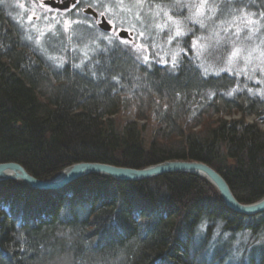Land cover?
<instances>
[{
    "label": "trees",
    "instance_id": "16d2710c",
    "mask_svg": "<svg viewBox=\"0 0 264 264\" xmlns=\"http://www.w3.org/2000/svg\"><path fill=\"white\" fill-rule=\"evenodd\" d=\"M2 1L0 163L49 179L78 162L141 169L194 160L219 172L241 203L264 196V79L258 69L225 70L228 44L211 47L206 66L189 38L173 64L146 62L104 39L82 58L64 51L62 35L39 46ZM215 2L217 18L247 13L257 23L252 39L264 45V0ZM82 30L86 39L99 32ZM129 108L137 120L121 123ZM149 112L157 124L145 144ZM0 264H264V212L231 210L208 180L189 173L141 181L94 174L54 194L4 181Z\"/></svg>",
    "mask_w": 264,
    "mask_h": 264
},
{
    "label": "rangeland",
    "instance_id": "374dc122",
    "mask_svg": "<svg viewBox=\"0 0 264 264\" xmlns=\"http://www.w3.org/2000/svg\"><path fill=\"white\" fill-rule=\"evenodd\" d=\"M176 1L173 10L152 4L150 0H3L2 3L32 32L39 46L47 45L45 42L51 36L61 40L62 35L64 51L77 52L86 58L92 45L95 46L100 39L108 43L118 40L146 62L173 64L184 52L183 40L189 38L193 56L206 66L209 64L203 62L206 53L223 41L229 46L223 64L225 70L249 72L258 69L259 82L264 79V45L252 39L257 23L247 13L226 21L223 16L217 18L216 0ZM202 4L204 7L200 9ZM87 27L99 30L89 35L88 40L82 30ZM243 29L246 30V42L239 40ZM79 37L84 41L76 39ZM209 68L215 71L213 66ZM148 114L150 120L146 124L145 144L150 143L157 124L153 114ZM224 117L237 119L240 114ZM116 118L121 123L137 120L134 108L121 112ZM253 119L249 116L246 120ZM138 123L143 125L145 121L138 120ZM261 127L264 129V124Z\"/></svg>",
    "mask_w": 264,
    "mask_h": 264
},
{
    "label": "water",
    "instance_id": "95a60500",
    "mask_svg": "<svg viewBox=\"0 0 264 264\" xmlns=\"http://www.w3.org/2000/svg\"><path fill=\"white\" fill-rule=\"evenodd\" d=\"M86 12L91 13V10ZM168 173H189L205 178L217 189L223 203L237 213L251 216L264 212V196L252 203H241L233 194L225 178L211 166L200 161L168 160L141 169L102 162H78L64 168L49 179L33 176L17 162L0 163V182L20 181L34 190L51 193L62 192L74 181L94 174L108 176L118 181H141Z\"/></svg>",
    "mask_w": 264,
    "mask_h": 264
},
{
    "label": "snow or ice",
    "instance_id": "6c2138e0",
    "mask_svg": "<svg viewBox=\"0 0 264 264\" xmlns=\"http://www.w3.org/2000/svg\"><path fill=\"white\" fill-rule=\"evenodd\" d=\"M203 7H204L203 4L199 6L200 9H203ZM177 34L179 35V33H177Z\"/></svg>",
    "mask_w": 264,
    "mask_h": 264
},
{
    "label": "bare ground",
    "instance_id": "6f19581e",
    "mask_svg": "<svg viewBox=\"0 0 264 264\" xmlns=\"http://www.w3.org/2000/svg\"><path fill=\"white\" fill-rule=\"evenodd\" d=\"M121 167H122V166H121ZM163 175H164V174H163ZM64 190H65V189H64ZM54 193H57V192H53V194H54Z\"/></svg>",
    "mask_w": 264,
    "mask_h": 264
}]
</instances>
